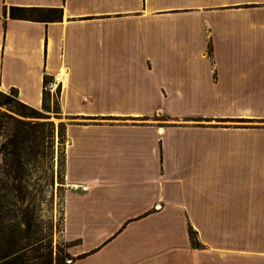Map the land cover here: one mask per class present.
Wrapping results in <instances>:
<instances>
[{
  "label": "crops",
  "instance_id": "0c3cea01",
  "mask_svg": "<svg viewBox=\"0 0 264 264\" xmlns=\"http://www.w3.org/2000/svg\"><path fill=\"white\" fill-rule=\"evenodd\" d=\"M47 76L66 264L264 262V0H0V89L40 108Z\"/></svg>",
  "mask_w": 264,
  "mask_h": 264
},
{
  "label": "rangeland",
  "instance_id": "374dc122",
  "mask_svg": "<svg viewBox=\"0 0 264 264\" xmlns=\"http://www.w3.org/2000/svg\"><path fill=\"white\" fill-rule=\"evenodd\" d=\"M234 8L240 9V6ZM237 19L240 21L239 15ZM207 52L213 62L211 38ZM45 90L46 107L43 100V106L32 109L15 92L0 89V114H7L2 117L0 133V220L21 224V255L18 258L21 264H65L69 258L68 242L63 235L68 188L64 123L69 118H65L59 108L61 88L55 79L51 78L46 83ZM231 109L227 106L225 111L230 112ZM191 121L220 124L244 122L232 116L217 119L201 117ZM249 137L261 136L251 131ZM215 143L219 148L225 147L223 141Z\"/></svg>",
  "mask_w": 264,
  "mask_h": 264
},
{
  "label": "trees",
  "instance_id": "16d2710c",
  "mask_svg": "<svg viewBox=\"0 0 264 264\" xmlns=\"http://www.w3.org/2000/svg\"><path fill=\"white\" fill-rule=\"evenodd\" d=\"M6 10V6H5ZM43 12V14H33V12ZM9 12L11 17L15 18H37V19H45V18H55L60 15V10L58 8H41V7H25V6H17L11 5L9 7ZM209 52L211 53V47H209ZM51 80V77L45 78V84ZM11 91L15 92L18 96V92L16 89H12ZM47 91L45 90L43 95L44 107L46 102ZM28 105V104H27ZM30 106V105H29ZM32 109H36L31 106ZM7 114H0V133H1V121L2 117ZM21 224L19 222H5L0 220V264H21V261L18 262V258L21 253ZM190 237L191 241L194 245H199L200 242L196 237V231L191 227L190 228ZM67 263V262H66ZM65 263V264H66Z\"/></svg>",
  "mask_w": 264,
  "mask_h": 264
},
{
  "label": "built area",
  "instance_id": "2783aa9c",
  "mask_svg": "<svg viewBox=\"0 0 264 264\" xmlns=\"http://www.w3.org/2000/svg\"><path fill=\"white\" fill-rule=\"evenodd\" d=\"M74 187H77V188L81 187L82 189H86V186L74 185Z\"/></svg>",
  "mask_w": 264,
  "mask_h": 264
}]
</instances>
